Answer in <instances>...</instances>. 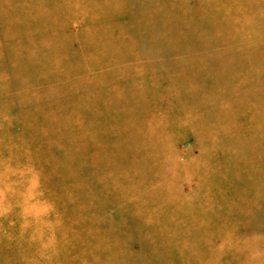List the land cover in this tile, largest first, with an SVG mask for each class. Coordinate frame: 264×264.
<instances>
[{
  "label": "rangeland",
  "instance_id": "obj_1",
  "mask_svg": "<svg viewBox=\"0 0 264 264\" xmlns=\"http://www.w3.org/2000/svg\"><path fill=\"white\" fill-rule=\"evenodd\" d=\"M0 264H264V0H0Z\"/></svg>",
  "mask_w": 264,
  "mask_h": 264
}]
</instances>
